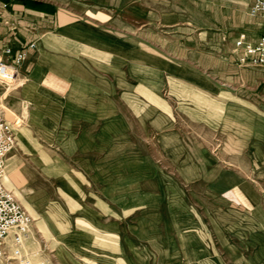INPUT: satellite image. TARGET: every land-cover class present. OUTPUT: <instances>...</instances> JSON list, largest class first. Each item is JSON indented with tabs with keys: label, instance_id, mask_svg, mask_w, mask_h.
Listing matches in <instances>:
<instances>
[{
	"label": "rangeland",
	"instance_id": "374dc122",
	"mask_svg": "<svg viewBox=\"0 0 264 264\" xmlns=\"http://www.w3.org/2000/svg\"><path fill=\"white\" fill-rule=\"evenodd\" d=\"M130 47L115 91L66 112L97 124H62L58 101L55 122L42 103L0 101L16 137L5 185L32 218L24 252L32 264H264V201L252 210L231 196L253 184L264 197V68L226 93L231 82L177 71L167 52L138 65ZM19 84L0 83L1 99ZM81 134L98 149L78 151Z\"/></svg>",
	"mask_w": 264,
	"mask_h": 264
},
{
	"label": "crops",
	"instance_id": "0c3cea01",
	"mask_svg": "<svg viewBox=\"0 0 264 264\" xmlns=\"http://www.w3.org/2000/svg\"><path fill=\"white\" fill-rule=\"evenodd\" d=\"M253 2L0 0V52L11 49L6 58L16 65L17 81L23 84L3 99L0 85V100L15 112L33 104L38 109L42 103L53 122L57 108L50 102L58 101L64 110L62 124H97L98 117H69L66 112L69 107L84 108L99 92L115 91L117 73L122 78L128 74L131 45L137 49L138 65L147 64L146 52L154 57L167 52L177 71L186 69L197 79L210 77L223 86L229 81L236 86L223 91L240 93L243 73L260 67L241 63L242 51L235 44L242 34L251 43L261 35L263 18L250 14ZM164 45L173 49L164 50ZM19 54L23 59L17 62ZM207 56L212 65L203 63ZM108 135L106 141H112V134ZM85 136L77 138V150L98 149L96 144L83 143ZM231 194L234 202L252 210L264 201L260 187L253 184L238 185Z\"/></svg>",
	"mask_w": 264,
	"mask_h": 264
},
{
	"label": "built area",
	"instance_id": "2783aa9c",
	"mask_svg": "<svg viewBox=\"0 0 264 264\" xmlns=\"http://www.w3.org/2000/svg\"><path fill=\"white\" fill-rule=\"evenodd\" d=\"M250 14L263 18L261 35L255 43H251L242 34L235 44L242 51L241 63L264 67V0H254ZM10 54L11 49L0 52V83L4 85L13 83L18 77L16 65L6 58ZM22 59L23 54H19L17 62ZM15 138L14 126L0 102V264H32L23 250L32 218L3 181L5 158L14 147Z\"/></svg>",
	"mask_w": 264,
	"mask_h": 264
},
{
	"label": "bare ground",
	"instance_id": "6f19581e",
	"mask_svg": "<svg viewBox=\"0 0 264 264\" xmlns=\"http://www.w3.org/2000/svg\"><path fill=\"white\" fill-rule=\"evenodd\" d=\"M16 80H17V78H16ZM15 80V81H16ZM15 81H13V83L15 82ZM12 84V83H11ZM11 89V88H10ZM10 89L8 88L7 89V91H6V93H8L9 91H10ZM6 116H7V118H8V114H7V112H6ZM9 119V118H8ZM9 121H10V119H9ZM12 122V121H11ZM19 132L21 133V134H23L24 132H25V129L24 128H21L20 130H19ZM5 165H7L6 164V162H5ZM6 168V170L4 169V174H5V178L3 179V181L5 182L4 184H6L8 187H11V188H13L14 187V184H13V181H12V179L10 178V171H11V168H12V165H8V167H5ZM5 185V186H6ZM6 186V187H7ZM9 189V188H8ZM12 191V190H11ZM16 192L18 191L17 189L15 190ZM19 192V191H18ZM18 192H17V194H18ZM22 196V195H21Z\"/></svg>",
	"mask_w": 264,
	"mask_h": 264
}]
</instances>
